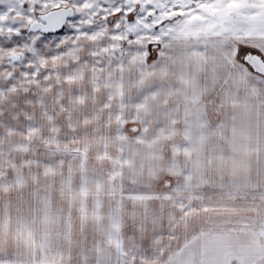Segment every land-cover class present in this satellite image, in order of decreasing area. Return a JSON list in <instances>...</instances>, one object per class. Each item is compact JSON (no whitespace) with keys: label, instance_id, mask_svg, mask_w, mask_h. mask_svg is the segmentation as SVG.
<instances>
[{"label":"snow or ice","instance_id":"snow-or-ice-1","mask_svg":"<svg viewBox=\"0 0 264 264\" xmlns=\"http://www.w3.org/2000/svg\"><path fill=\"white\" fill-rule=\"evenodd\" d=\"M0 264H264V0H0Z\"/></svg>","mask_w":264,"mask_h":264}]
</instances>
